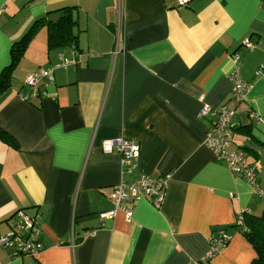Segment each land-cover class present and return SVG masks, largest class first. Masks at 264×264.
<instances>
[{
    "label": "crops",
    "instance_id": "obj_1",
    "mask_svg": "<svg viewBox=\"0 0 264 264\" xmlns=\"http://www.w3.org/2000/svg\"><path fill=\"white\" fill-rule=\"evenodd\" d=\"M64 13L75 45L49 47L43 23L0 95V238L25 208L44 246L15 256L0 244V264H202L216 230L231 239L206 264H250L256 251L236 226L264 212V173L251 182L219 160L205 144L216 116L201 111L236 109L230 150L264 161V0H0V74L37 19ZM41 68L53 78L23 99ZM114 137L141 146L132 173L104 150ZM144 173L165 179L161 204L141 198L131 220L101 218L112 186Z\"/></svg>",
    "mask_w": 264,
    "mask_h": 264
},
{
    "label": "built area",
    "instance_id": "obj_2",
    "mask_svg": "<svg viewBox=\"0 0 264 264\" xmlns=\"http://www.w3.org/2000/svg\"><path fill=\"white\" fill-rule=\"evenodd\" d=\"M190 0H179L180 5H186ZM247 45H252L246 42ZM117 51V50H116ZM238 60V56L235 58ZM66 63L74 61L65 60ZM236 68L232 73V82L235 81V98L237 101H242L245 97L243 93L246 84L241 80L239 75L240 67L235 61ZM46 76L53 78L51 69L41 68L37 71L29 73L25 78V83L33 88L29 93H20L21 97L28 100L30 96L40 95L39 81L40 77ZM202 115L212 114L216 116L211 127L205 134V144L211 149L214 155L227 163L228 167L234 174H242L249 181L256 182L258 173L264 172V161L255 160L249 162L247 154L243 149L230 150V145L233 142L234 130V116L237 113L236 109H230L226 106L217 108L211 107L208 104L204 105L201 111ZM254 117L255 114L250 111ZM257 116V115H256ZM260 120L264 121L262 118ZM103 148L105 151H117L121 155V174L132 173L140 160L141 146L138 143L132 142L124 137H114L103 141ZM164 185L165 179L162 176H155L144 173L140 180L131 182L122 179L118 184L112 186L110 197L114 202V207L100 213L101 218H114L118 212L123 211L128 220L133 216V208L131 203L141 198L153 199L158 206L164 199ZM262 196H264V189L257 187ZM151 199V200H152ZM239 216V222H242ZM35 225L33 215H30L26 210L18 212V219L15 224V230L23 229L27 231V235L20 236L14 230L3 234L0 238L2 246L17 244L19 250L27 254H37L44 249L43 242L39 237V227L31 230ZM231 239V236L224 230H217L211 237V248L208 251L206 258L202 264H206L213 258L221 248H223Z\"/></svg>",
    "mask_w": 264,
    "mask_h": 264
},
{
    "label": "trees",
    "instance_id": "obj_3",
    "mask_svg": "<svg viewBox=\"0 0 264 264\" xmlns=\"http://www.w3.org/2000/svg\"><path fill=\"white\" fill-rule=\"evenodd\" d=\"M69 7L60 8V11L67 10ZM43 23H48V44L49 47H65V46H74L76 35L74 34V30L72 28L74 24V20L72 14L64 13L59 18L46 20L45 18L37 19L33 27L30 31L23 35L22 39L16 42L11 50L12 60L9 65H7L0 74V95L6 92L12 85L14 70L19 63L21 57L24 56L26 47L29 41L32 38V35L35 33V30L43 25ZM31 88V86H29ZM42 89L40 88V91ZM33 91L31 88L30 92ZM41 94V92H40ZM248 131V129H245ZM0 132L4 131L0 128ZM2 134H0V137ZM244 151V150H243ZM246 153V151H244ZM247 154V153H246ZM20 210H26L25 208L17 209V212L13 213L11 217L8 219V224L10 226V230H14L16 234L20 236L27 235V231L23 229L15 230V224L18 219V212ZM241 220L237 224V228L245 235L247 240L251 243L253 248L256 251V255L251 260L250 264H264V212L261 215H254L250 211H245L242 213ZM34 226L31 230L33 231L35 228L40 226L38 213L33 216ZM8 231V232H9ZM217 231V230H216ZM10 251L11 255L15 256H23L27 255L26 252L19 250L18 245L15 243L13 245L5 246Z\"/></svg>",
    "mask_w": 264,
    "mask_h": 264
},
{
    "label": "rangeland",
    "instance_id": "obj_4",
    "mask_svg": "<svg viewBox=\"0 0 264 264\" xmlns=\"http://www.w3.org/2000/svg\"><path fill=\"white\" fill-rule=\"evenodd\" d=\"M117 45V44H116ZM204 106V105H203ZM261 173H264V172H261ZM225 231V230H224Z\"/></svg>",
    "mask_w": 264,
    "mask_h": 264
}]
</instances>
